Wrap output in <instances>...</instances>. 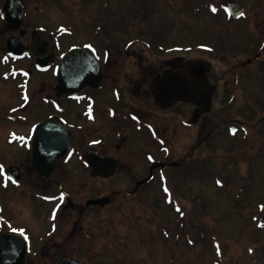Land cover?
<instances>
[{
    "label": "flooded vegetation",
    "instance_id": "1",
    "mask_svg": "<svg viewBox=\"0 0 264 264\" xmlns=\"http://www.w3.org/2000/svg\"><path fill=\"white\" fill-rule=\"evenodd\" d=\"M190 1L193 6L208 10L204 12V20L219 14V20L242 23L237 31L241 33L220 34L225 50L222 57L219 54L209 56L208 52L197 55L196 50L181 52L163 44L153 47L148 40L141 41L156 37L145 33L138 37L133 33H116L114 26L101 31L91 22L90 35L77 38V45L71 47L91 46L98 63L91 54L87 60H80V65L83 67L86 62L90 70L85 74L78 73L83 85L75 96H57L56 81L51 92L42 88L32 93L31 78L35 72L55 76L57 64L64 62L63 55L71 47L58 51L48 26L31 25V0H25V16L18 26L2 16L6 0H0V152L13 151L17 157L13 162L0 157V190L20 197L22 206L29 209L32 222L37 221L35 227L27 222L19 224L24 213L15 214L12 210L20 208L6 210L0 201V236L13 235L0 241V262L2 256L6 257L7 264L20 260L19 249L23 241L19 235L26 237L28 245L23 264H60L65 256L83 259L62 249L67 243L73 244L75 250L82 248L85 230L89 231L83 218L102 206H87V199L81 196L82 190L77 189L79 184L115 183L133 185L135 189L141 180L150 176L138 190H127L129 196L137 197L146 186L173 183L165 172L185 169L195 163L196 151L203 145L208 150L215 149V139L231 136L228 125L236 131L241 146L252 141L253 149L264 152V135L262 145H259L260 140H255L257 129L252 126L246 130L239 128L242 123L227 118L230 109H225L237 98L236 89L244 78H254L264 72V62L257 68L252 67L264 61V0ZM230 2L242 6L243 14L230 15L227 11ZM77 29L76 36L84 30L81 26ZM256 46L258 51L248 54L252 58L249 56L226 66L230 71L229 80L224 81L212 58L231 62L233 50ZM45 57H51L54 62L48 71H41L38 60ZM201 61L207 66L197 64ZM171 82L176 85V91H173L176 95L160 96V88ZM222 83L229 87V92L218 106V86ZM178 85L183 89L178 91ZM219 108L223 110L217 112ZM255 115L253 113L251 117ZM239 119L243 122L240 116ZM41 122H58L66 134H71L67 140L71 143L69 156L58 161L49 175L38 173L33 162L34 128ZM2 123L5 127H1ZM178 143L182 149L179 152L184 153L177 161L172 159V154ZM92 148L115 160L116 165L112 163L103 170L104 173H95L93 166L96 164L92 166L87 161V153ZM175 161L178 164L172 165ZM224 162L226 168L227 160ZM155 163L165 165L153 167ZM11 166L18 168L19 178L11 176ZM67 176L73 178V184L67 182ZM186 179L193 177L188 175ZM98 197L101 196L91 198Z\"/></svg>",
    "mask_w": 264,
    "mask_h": 264
},
{
    "label": "rangeland",
    "instance_id": "2",
    "mask_svg": "<svg viewBox=\"0 0 264 264\" xmlns=\"http://www.w3.org/2000/svg\"><path fill=\"white\" fill-rule=\"evenodd\" d=\"M107 1L109 0H31V25L48 26L49 32L58 42L57 49L61 51L66 49L68 44L78 43L77 38L90 35L89 22L101 26L107 22L106 20H110V24L115 26L113 24L115 15L112 13L115 11L116 18L125 14L128 8L127 0H110L108 12L111 14L106 16ZM141 1L131 0L132 5L140 4ZM146 1L148 4L145 6H150L151 3V12L146 16L148 20H144L150 23L147 29L151 31H147L146 34L152 38L154 33L166 34L162 38L163 44L173 48L179 46L181 52L194 48L197 55H206L208 52L209 56L215 57V54H219L222 57L225 50L220 34L241 33L237 32L241 29L240 21L235 23L232 20H219L221 18L219 14L204 20L203 10L194 8L196 5L193 7L190 0H143ZM219 12L222 13V10ZM125 23L122 22L121 33L126 30ZM144 25L146 27V24ZM80 26L84 28L82 34L64 38L62 44L59 37L62 28L76 29ZM142 28L138 26L141 31L135 30L133 34L138 37L144 31ZM246 32L249 33L248 30ZM152 44L153 47L156 46L155 42ZM257 46L248 50H233L231 62L223 63L217 58H212L216 71L222 73L224 81L229 80L230 71L226 66L246 60L250 56L248 54L258 51ZM259 47L262 48V43ZM237 55L240 56L235 58ZM263 62H257L252 67L257 68L258 65H263ZM254 79L247 77L242 80L241 86L236 90L237 98L225 109H230L227 118L238 119L244 125L241 128L250 129L252 126L257 129L255 140H260L259 145H262L264 104L261 105V101L264 100V78H259L261 81L256 80L252 85ZM50 80L52 84L49 83ZM248 80L251 81L248 83ZM53 83L55 79L52 75L35 72L31 78V91L33 93L45 88L51 92ZM228 88L226 84H219L218 106L222 103L221 98L225 99L227 96ZM221 110L223 109L219 108L217 112ZM253 113L257 115L251 117ZM1 127H5V124L2 123ZM197 134L196 130V144ZM237 137H218L214 140L215 149L211 150L203 145L196 151L195 163H190L185 169L165 172V176L173 181L172 185L156 183L146 186L137 195L136 202L125 198L126 190L132 189L133 185L115 183L77 185V189L82 190L81 196L84 200L105 195L112 196L113 200L101 210L96 208L98 210L95 213L83 218L87 229L93 231L91 237L83 242L82 248L75 250L73 244L71 246L67 243L62 251L75 254L85 259L88 264H264V226L258 228L252 218L257 214L258 204H264V152L253 149L252 141L241 146ZM179 150L182 149L178 143L172 159L177 161L182 159L184 151ZM252 156L253 160H256L255 166L248 163ZM0 157H4L8 162L17 160L13 151L0 152ZM241 158L243 160L236 162ZM224 159L230 164L226 168L222 167ZM213 160L216 162L215 166ZM199 165L211 169L213 180L186 179V172L191 168L196 169ZM225 169L226 171L221 173ZM225 173L230 174L229 178ZM221 175L228 179L227 185H224L225 189L215 184L219 182L222 185ZM253 178H256L257 182ZM72 181L73 178L67 176L70 185L73 184ZM0 201L6 210H10V207L20 208L12 210L15 214L24 213L25 217L19 224L27 222L29 226L35 227L37 221L32 222L29 209L22 206L20 197L0 190ZM183 210L187 213L185 217L182 215ZM91 217L92 220H87ZM260 219L264 220L262 217ZM42 222L41 220L40 225ZM113 249L119 253H114Z\"/></svg>",
    "mask_w": 264,
    "mask_h": 264
},
{
    "label": "water",
    "instance_id": "3",
    "mask_svg": "<svg viewBox=\"0 0 264 264\" xmlns=\"http://www.w3.org/2000/svg\"><path fill=\"white\" fill-rule=\"evenodd\" d=\"M17 0H7V3L4 7V14L5 16L9 19V20H15L14 16L12 15L11 12H9V10L12 9H17L19 7V14L20 16L22 15V9H23V0H19V6L17 5ZM231 10H236L238 9L237 5L235 4H231L230 5ZM17 12V11H16ZM88 58V55L82 51H80L79 49H75L73 52H71V54H69L67 56V60H68V64H67V69L68 70H64V78H69V75L71 74H76L77 73V64H78V59H82V58ZM88 65L86 62L84 63L83 67L80 69L79 72L81 73H86V72H90V70H88V67L86 66ZM59 85L57 86V89L59 91V93H61L63 90H65L66 88V84L63 82V76H62V70H60L59 72ZM76 76V75H75ZM73 80L76 81V77H73ZM78 85H76V89H78ZM65 88V89H64ZM163 90L166 89L165 86L162 87ZM70 89H72L70 87ZM38 136L40 137H49L51 138L50 141L45 142V144H49L46 149H45V145H43L42 148H38L37 151V158H34V164L36 166V168L38 169L39 172L41 173H45L50 171L52 168H54L53 164H51L50 167L46 168L45 166H42L43 164L49 163L51 157H53L56 154L58 155H63L66 150L69 148V142L67 141L68 138V133H65V129L60 126V127H55V126H44L41 125L39 131H38ZM39 142L37 141L36 145ZM44 143V142H43ZM41 144V143H39ZM60 151V152H58ZM60 157V156H59ZM88 158L90 161H95L96 164V170L100 171L101 173H104L103 170H105L107 167L110 166V164H115V162L113 160H108V158H105L102 154H100L98 151L92 153L90 152L88 154ZM14 173H16V168L11 169ZM109 170V169H108ZM107 170V171H108ZM108 201H110L109 197L106 198H100V199H94V200H90L88 201L89 204H105ZM23 246L20 248L21 252L23 250ZM5 264V262H3ZM61 264H78L73 260L70 259H63Z\"/></svg>",
    "mask_w": 264,
    "mask_h": 264
},
{
    "label": "trees",
    "instance_id": "4",
    "mask_svg": "<svg viewBox=\"0 0 264 264\" xmlns=\"http://www.w3.org/2000/svg\"><path fill=\"white\" fill-rule=\"evenodd\" d=\"M106 15H107V13H106Z\"/></svg>",
    "mask_w": 264,
    "mask_h": 264
}]
</instances>
